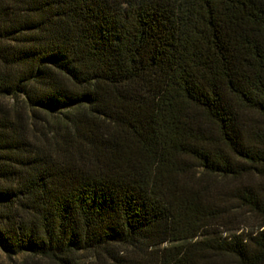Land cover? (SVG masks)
<instances>
[{
	"label": "trees",
	"instance_id": "1",
	"mask_svg": "<svg viewBox=\"0 0 264 264\" xmlns=\"http://www.w3.org/2000/svg\"><path fill=\"white\" fill-rule=\"evenodd\" d=\"M264 264V0H0V264Z\"/></svg>",
	"mask_w": 264,
	"mask_h": 264
},
{
	"label": "rangeland",
	"instance_id": "2",
	"mask_svg": "<svg viewBox=\"0 0 264 264\" xmlns=\"http://www.w3.org/2000/svg\"><path fill=\"white\" fill-rule=\"evenodd\" d=\"M5 264H42V261H38L36 259H32L27 256H15L12 259L2 258Z\"/></svg>",
	"mask_w": 264,
	"mask_h": 264
}]
</instances>
